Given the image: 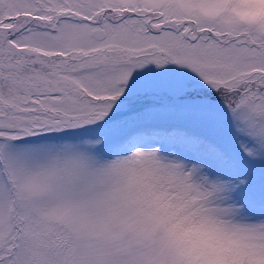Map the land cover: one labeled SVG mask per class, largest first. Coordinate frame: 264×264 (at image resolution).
<instances>
[{
    "label": "snow or ice",
    "instance_id": "obj_1",
    "mask_svg": "<svg viewBox=\"0 0 264 264\" xmlns=\"http://www.w3.org/2000/svg\"><path fill=\"white\" fill-rule=\"evenodd\" d=\"M257 7L0 0V264H264ZM184 218L239 250L192 257Z\"/></svg>",
    "mask_w": 264,
    "mask_h": 264
},
{
    "label": "clouds",
    "instance_id": "obj_2",
    "mask_svg": "<svg viewBox=\"0 0 264 264\" xmlns=\"http://www.w3.org/2000/svg\"><path fill=\"white\" fill-rule=\"evenodd\" d=\"M232 2V0H221ZM248 5H257L256 12L264 17V0H238ZM177 245L192 257L206 261L218 257H232L239 250V242L225 236L219 228L202 219L184 218L174 228Z\"/></svg>",
    "mask_w": 264,
    "mask_h": 264
}]
</instances>
